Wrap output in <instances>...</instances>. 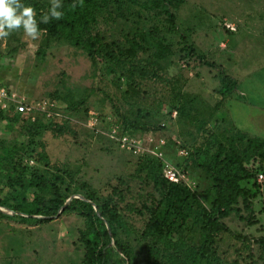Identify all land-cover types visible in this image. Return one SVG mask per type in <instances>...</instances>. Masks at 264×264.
I'll use <instances>...</instances> for the list:
<instances>
[{
	"label": "rangeland",
	"instance_id": "1",
	"mask_svg": "<svg viewBox=\"0 0 264 264\" xmlns=\"http://www.w3.org/2000/svg\"><path fill=\"white\" fill-rule=\"evenodd\" d=\"M174 13L196 55H186L178 34H168L163 21H150L171 45L170 65L156 78L136 80L133 90L125 79L117 81L102 67L94 69L80 51L62 43L41 44V34L32 40L21 30L0 39V86L29 96L31 103L45 104L56 122L63 118L71 123L72 134L56 137L47 131L41 138L53 161L99 191L125 179L135 156L151 155L161 160L163 172L174 168L186 188L203 196L211 182L191 162L197 149H212L227 130L264 138V0H186ZM136 20L121 21V28L129 30ZM144 24L139 21V26ZM199 57L224 67L235 82L226 100L219 95L221 74ZM55 92L63 96L51 98ZM90 112L99 119L94 131L84 126ZM123 116L140 120L149 131L123 134ZM4 125L0 120V140L13 139L16 131ZM112 127L124 145L110 138ZM252 209L251 217L243 213V219L234 215L224 220L227 230L216 243L221 264H264L261 198L253 201ZM51 218L41 228L0 218V264H78L81 219L72 213ZM249 220L254 223L248 225Z\"/></svg>",
	"mask_w": 264,
	"mask_h": 264
},
{
	"label": "trees",
	"instance_id": "2",
	"mask_svg": "<svg viewBox=\"0 0 264 264\" xmlns=\"http://www.w3.org/2000/svg\"><path fill=\"white\" fill-rule=\"evenodd\" d=\"M21 2L36 10L41 44L62 43L80 51L94 69L102 67L117 81L125 79L130 90L137 86L136 80L156 78L170 65L171 45L158 27L149 26L150 21H163L168 34H178L186 55H196L174 13L186 0H83V7L75 10L70 6L77 0H61L63 17L46 24L40 19L50 7L48 1ZM133 19L136 24L129 30L121 28L122 22ZM199 59L221 74L219 95L226 100L235 82L221 65ZM61 94L50 96L61 98ZM26 102L34 104L29 96ZM50 117L38 111L0 109L4 127L16 131L13 139L0 140V193L6 191L0 208L10 211L0 212V218L41 228L71 196L78 195L57 216L72 213L81 219L76 236L82 248L78 264H221L216 243L227 230L224 220L234 215L243 219V213L251 217L256 198L262 199L264 211V138L227 130L212 149H197L191 162L211 182L203 196L182 182L170 183L161 160L151 155L135 156L126 178L102 192L51 159L43 134L49 131L59 137L72 134L73 128L67 119L56 122V116ZM121 127L123 134L130 135L149 131L145 123L125 116Z\"/></svg>",
	"mask_w": 264,
	"mask_h": 264
},
{
	"label": "clouds",
	"instance_id": "3",
	"mask_svg": "<svg viewBox=\"0 0 264 264\" xmlns=\"http://www.w3.org/2000/svg\"><path fill=\"white\" fill-rule=\"evenodd\" d=\"M50 7L41 15L40 23H49L50 20H59L64 13L61 0H49ZM83 7V0H77L70 7L75 10L77 6ZM36 10L21 2V0H0V39H6L14 33L23 31V34L36 40L41 30L36 19Z\"/></svg>",
	"mask_w": 264,
	"mask_h": 264
},
{
	"label": "built area",
	"instance_id": "4",
	"mask_svg": "<svg viewBox=\"0 0 264 264\" xmlns=\"http://www.w3.org/2000/svg\"><path fill=\"white\" fill-rule=\"evenodd\" d=\"M44 105L45 104L42 103L28 105L25 97L16 95L8 88L0 86V109L3 111H7L10 108H13V111L16 113L31 114V112L33 111H38L41 113H45L47 117H50L52 114L46 111L47 107H44ZM55 115H57L58 117L60 116L59 114H55ZM98 123H99L98 115L94 112H90L84 126L90 130H95ZM110 134H112L110 138L112 140H115V142H117L119 145L120 143H122V145L125 144L124 139L118 141L116 136H114L116 135L115 129L112 130ZM164 177L170 183H179L184 181L183 176L172 167H167L164 170ZM262 180H263V176L259 175L258 181L261 182Z\"/></svg>",
	"mask_w": 264,
	"mask_h": 264
},
{
	"label": "water",
	"instance_id": "5",
	"mask_svg": "<svg viewBox=\"0 0 264 264\" xmlns=\"http://www.w3.org/2000/svg\"><path fill=\"white\" fill-rule=\"evenodd\" d=\"M72 198H70L69 200H67V202L65 203L64 207L59 211V213L57 214V216L62 212V210L67 206V204L70 202ZM56 216V217H57Z\"/></svg>",
	"mask_w": 264,
	"mask_h": 264
}]
</instances>
